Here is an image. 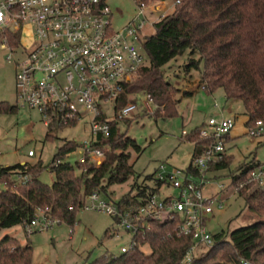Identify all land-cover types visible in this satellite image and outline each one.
<instances>
[{"label": "trees", "instance_id": "1", "mask_svg": "<svg viewBox=\"0 0 264 264\" xmlns=\"http://www.w3.org/2000/svg\"><path fill=\"white\" fill-rule=\"evenodd\" d=\"M174 3L170 14L154 23V32L142 38L139 46L148 64L140 68L134 81L124 86L117 107L136 103L129 95H150L156 105L154 117L177 114L173 89L163 76L168 62L189 51L197 55L190 65H202L200 82L204 92L212 94L221 89L226 100H238L244 108L246 128L258 120L264 122V0H137ZM16 113L17 107L0 103V113ZM139 116L135 117L136 119ZM110 123L109 133L98 136L94 146L103 152L100 164L87 157L84 163H58L76 148L70 141L63 143L48 169L55 174L51 185L38 177L44 167L41 161L1 168L0 175V230L17 225L25 228L36 211L72 230L86 197L99 192L110 201L108 189L132 180L131 191L116 201L123 210L134 211L154 192L152 187L138 182L129 163V149L139 152L135 141L122 133L118 124ZM202 125V124H201ZM199 125L181 139L194 144L192 158L198 155L205 142L199 137ZM46 139L52 138L49 133ZM229 135L226 136V141ZM231 155L208 167L209 172L229 169ZM262 163L251 160L229 172L231 186L244 199L247 209L258 220L213 237V245L194 256L190 264H264V193L247 184L240 188L247 174ZM187 169L191 170L188 166ZM194 174L196 172L193 171ZM14 176L21 178L17 183ZM27 177V180H22ZM152 175L144 181H152ZM149 227L135 237L137 245L126 253L105 256L90 264H180L191 245L188 236L178 235L177 216L163 220L149 219ZM112 230H107L109 236ZM148 246L146 254L142 247ZM33 248L21 246L16 238L4 236L0 240V264H32Z\"/></svg>", "mask_w": 264, "mask_h": 264}, {"label": "built area", "instance_id": "2", "mask_svg": "<svg viewBox=\"0 0 264 264\" xmlns=\"http://www.w3.org/2000/svg\"><path fill=\"white\" fill-rule=\"evenodd\" d=\"M163 6L138 3L136 18L115 31L104 0H0V47L22 57L15 63L16 97L22 106L37 110L46 128L72 126L88 118L92 138L83 143L79 162L90 157L100 164L103 152L94 146L97 137L107 136L111 122L130 119L139 107L138 101L119 108L116 104L124 86L146 65V56L136 45L138 33ZM149 104L153 112V99L143 95L140 107L148 110ZM234 124L233 118L222 116L204 121L198 132L204 148L189 164L196 174L161 164L152 178L154 192L134 211L121 209L96 191L86 197L82 210L110 216L116 227L112 236L119 237V229L131 235L129 246L121 247L120 253L137 245L135 237L149 227V219L177 216V234L191 239L180 264H190L213 245L205 222L214 198L203 195L204 184L208 167L227 154L226 136ZM247 129L251 137L264 136L261 120ZM28 156L34 152L28 151ZM247 184L264 193V163L249 171L239 187ZM216 202L221 208L222 201ZM54 224L38 210L24 229L32 234Z\"/></svg>", "mask_w": 264, "mask_h": 264}, {"label": "rangeland", "instance_id": "3", "mask_svg": "<svg viewBox=\"0 0 264 264\" xmlns=\"http://www.w3.org/2000/svg\"><path fill=\"white\" fill-rule=\"evenodd\" d=\"M104 1L111 11V25L115 31L121 30L136 18L137 0ZM157 3L161 2L150 1L148 5ZM162 3L164 9L148 17L149 23L140 30L138 37L152 34L154 27L151 23H156L172 12L174 3ZM136 45L140 49L139 41ZM197 59V55H190L186 51L162 68L164 78L174 91L173 100L178 103L177 114L154 117L155 109L152 112L150 104L147 105L148 110L140 107L143 95L131 94L129 97L138 101L139 107L129 119V124L120 122L118 126L139 147V152L129 149V163L138 176V182L152 187L153 182L144 181V178L151 175L153 177L161 164L170 170L185 169L191 163L195 146L181 139L183 131L191 132L210 117L234 119V127L226 142L227 154L232 157L231 165L229 169L207 173L203 190L204 196L214 198L213 212L205 222L207 232L212 236L223 232L227 236L232 230L259 219L247 209L244 199L231 186L229 172L251 160L264 163V136L248 135V129L244 125V108L240 101L226 100L221 89L212 94L204 92L200 82L202 65L198 68L190 65L191 60ZM20 60L21 56L0 47V103L17 107L16 113H0V168L25 163L33 165L41 161L44 169L38 179L51 185L55 181V174L48 166L63 143L73 142L76 148L58 163L74 166L82 157L83 143L92 138L88 118L85 117L72 126L52 127L49 132L52 138L47 140L49 129L44 126L37 110L22 106L16 97L15 63ZM136 77L137 75L133 76L131 81ZM108 115L112 116L110 113ZM137 116L139 117L136 119ZM28 151H33L34 156L29 157ZM13 180L19 183L21 178L14 176ZM131 185L132 180L111 186L108 189L109 199L117 201L121 195L131 191ZM164 190L172 193L171 189ZM217 200L222 201L221 208H218ZM114 229L115 223L110 216L81 210L72 230L65 224H54L48 229L30 234L17 225L0 230V240L9 235L16 238L22 246L30 244L33 248L32 264H90L105 256H117L121 254V247L129 246L131 235L122 229L118 230L119 237L105 236L107 230ZM142 250L146 254L150 253L148 246L142 247Z\"/></svg>", "mask_w": 264, "mask_h": 264}, {"label": "crops", "instance_id": "4", "mask_svg": "<svg viewBox=\"0 0 264 264\" xmlns=\"http://www.w3.org/2000/svg\"><path fill=\"white\" fill-rule=\"evenodd\" d=\"M202 123H203V122H202ZM202 123H201V124H202ZM32 157H33V156H32ZM21 165H22V164H21ZM111 235H112V233H110V236H111ZM8 236H9V235H8ZM11 237H12V236H11ZM20 244H21V243H20ZM21 246H22V245H21Z\"/></svg>", "mask_w": 264, "mask_h": 264}]
</instances>
